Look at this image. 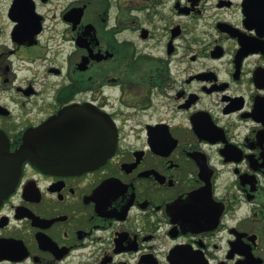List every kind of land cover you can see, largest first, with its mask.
<instances>
[{
    "label": "flooded vegetation",
    "instance_id": "flooded-vegetation-1",
    "mask_svg": "<svg viewBox=\"0 0 264 264\" xmlns=\"http://www.w3.org/2000/svg\"><path fill=\"white\" fill-rule=\"evenodd\" d=\"M75 106L115 151L25 160L0 264H264V0H0V140Z\"/></svg>",
    "mask_w": 264,
    "mask_h": 264
},
{
    "label": "water",
    "instance_id": "water-1",
    "mask_svg": "<svg viewBox=\"0 0 264 264\" xmlns=\"http://www.w3.org/2000/svg\"><path fill=\"white\" fill-rule=\"evenodd\" d=\"M51 123L50 136H61L63 140L59 139V142L65 145L57 149L53 144L48 146L47 150L57 156L36 157L43 143L51 142H33L32 134L26 136L14 152L10 151L7 142L0 140V203L13 191L22 172V163L27 159L49 170L57 167L86 170L102 164L115 151L117 131L103 113L75 106L62 109Z\"/></svg>",
    "mask_w": 264,
    "mask_h": 264
}]
</instances>
